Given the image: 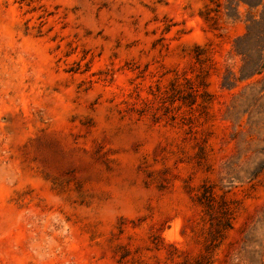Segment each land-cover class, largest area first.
Returning <instances> with one entry per match:
<instances>
[{
	"label": "rangeland",
	"instance_id": "obj_1",
	"mask_svg": "<svg viewBox=\"0 0 264 264\" xmlns=\"http://www.w3.org/2000/svg\"><path fill=\"white\" fill-rule=\"evenodd\" d=\"M0 264H264V0H0Z\"/></svg>",
	"mask_w": 264,
	"mask_h": 264
},
{
	"label": "trees",
	"instance_id": "obj_2",
	"mask_svg": "<svg viewBox=\"0 0 264 264\" xmlns=\"http://www.w3.org/2000/svg\"><path fill=\"white\" fill-rule=\"evenodd\" d=\"M262 68V66H260ZM260 70H256V72L253 74V75H257V74H260Z\"/></svg>",
	"mask_w": 264,
	"mask_h": 264
}]
</instances>
